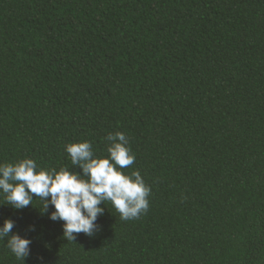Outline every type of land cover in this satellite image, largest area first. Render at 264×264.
<instances>
[{
    "label": "trees",
    "instance_id": "obj_1",
    "mask_svg": "<svg viewBox=\"0 0 264 264\" xmlns=\"http://www.w3.org/2000/svg\"><path fill=\"white\" fill-rule=\"evenodd\" d=\"M116 132L148 210L68 241L0 194L32 241L0 264H264V0H0V164L79 172L65 146Z\"/></svg>",
    "mask_w": 264,
    "mask_h": 264
},
{
    "label": "clouds",
    "instance_id": "obj_2",
    "mask_svg": "<svg viewBox=\"0 0 264 264\" xmlns=\"http://www.w3.org/2000/svg\"><path fill=\"white\" fill-rule=\"evenodd\" d=\"M107 156H94L88 141L65 146L71 163L80 171L69 168L39 169L36 162L24 158L18 162L0 164V194L14 209L32 205L33 196L39 198L44 211L54 210L49 219L63 222V238L75 241L76 235L91 236L97 229V218L104 213L99 205L108 201L122 220L139 218L149 207L150 188L139 171L126 175L123 169L135 162V155L128 147L122 132L109 133ZM105 205V204H104ZM14 222L7 219L0 226V241L7 240L6 247L17 259H25L30 252L31 240L19 234H11Z\"/></svg>",
    "mask_w": 264,
    "mask_h": 264
}]
</instances>
